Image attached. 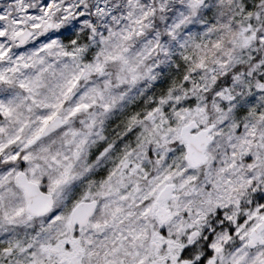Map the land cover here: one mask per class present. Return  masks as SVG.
<instances>
[{"label":"snow or ice","instance_id":"obj_1","mask_svg":"<svg viewBox=\"0 0 264 264\" xmlns=\"http://www.w3.org/2000/svg\"><path fill=\"white\" fill-rule=\"evenodd\" d=\"M0 264H264V0H0Z\"/></svg>","mask_w":264,"mask_h":264}]
</instances>
